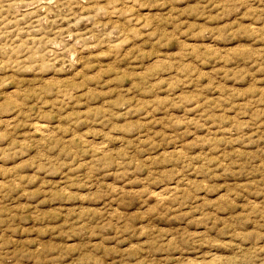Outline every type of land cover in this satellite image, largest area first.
Returning <instances> with one entry per match:
<instances>
[{"label":"rangeland","instance_id":"obj_1","mask_svg":"<svg viewBox=\"0 0 264 264\" xmlns=\"http://www.w3.org/2000/svg\"><path fill=\"white\" fill-rule=\"evenodd\" d=\"M0 264H264V0H0Z\"/></svg>","mask_w":264,"mask_h":264}]
</instances>
